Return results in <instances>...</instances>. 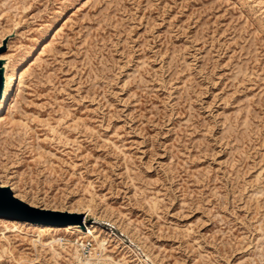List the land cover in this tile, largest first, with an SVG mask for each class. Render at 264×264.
I'll use <instances>...</instances> for the list:
<instances>
[{
    "label": "rangeland",
    "instance_id": "1",
    "mask_svg": "<svg viewBox=\"0 0 264 264\" xmlns=\"http://www.w3.org/2000/svg\"><path fill=\"white\" fill-rule=\"evenodd\" d=\"M3 42L0 185L96 229L0 218V264H264V0H0Z\"/></svg>",
    "mask_w": 264,
    "mask_h": 264
},
{
    "label": "water",
    "instance_id": "2",
    "mask_svg": "<svg viewBox=\"0 0 264 264\" xmlns=\"http://www.w3.org/2000/svg\"><path fill=\"white\" fill-rule=\"evenodd\" d=\"M5 51V42L0 46V54ZM4 61L0 59V83H2V92L5 85L4 77ZM2 93H0L1 98ZM70 216H65L60 213H52L50 211L39 210L32 207L23 201L15 198L8 187L0 186V218L17 220V221H28L31 223L52 225V226H64L69 223L68 219ZM74 224H83V216L76 214ZM91 221L87 220V223ZM73 224V223H72Z\"/></svg>",
    "mask_w": 264,
    "mask_h": 264
},
{
    "label": "bare ground",
    "instance_id": "3",
    "mask_svg": "<svg viewBox=\"0 0 264 264\" xmlns=\"http://www.w3.org/2000/svg\"><path fill=\"white\" fill-rule=\"evenodd\" d=\"M47 32V31H46ZM41 38V36H40ZM44 41V40H43ZM46 41V40H45ZM29 54V53H28ZM34 54V53H33ZM28 56V55H27ZM26 58V57H25ZM22 59V58H21ZM20 59V60H21ZM39 60V59H37ZM41 60V59H40ZM37 62V61H36ZM19 63V62H18ZM39 63V62H37ZM14 70V68H13ZM13 72V71H12ZM6 73H4V77H5ZM14 74L12 73L9 77H8V80H6L5 78V85H4V89H3V92H2V95H1V98H0V109L2 108V106L4 105L5 103V100L11 90V88L13 87V82H14ZM8 81V82H7ZM2 187V185H0ZM15 221V220H14ZM18 222V221H17ZM26 223V221H24ZM28 225V223H26ZM36 226V225H35ZM40 226V225H39ZM41 228H43L44 230H53L55 229L54 226L52 225H41L40 226ZM76 227V226H75ZM74 225H71L70 223H67L64 225V227H62V229L66 230V231H70V230H77L78 232H80V234L82 235L81 236V239L82 238H88V237H93L94 236V233H95V229H96V226L93 225V224H87L86 223V219H84V222L83 224L80 225V228H75ZM98 246H102L101 244L98 245ZM92 259V258H91ZM98 260V259H97ZM81 264V263H80ZM84 264H90L89 262H86Z\"/></svg>",
    "mask_w": 264,
    "mask_h": 264
},
{
    "label": "built area",
    "instance_id": "4",
    "mask_svg": "<svg viewBox=\"0 0 264 264\" xmlns=\"http://www.w3.org/2000/svg\"><path fill=\"white\" fill-rule=\"evenodd\" d=\"M90 245V242H87V245L85 244V248H88V246Z\"/></svg>",
    "mask_w": 264,
    "mask_h": 264
},
{
    "label": "snow or ice",
    "instance_id": "5",
    "mask_svg": "<svg viewBox=\"0 0 264 264\" xmlns=\"http://www.w3.org/2000/svg\"><path fill=\"white\" fill-rule=\"evenodd\" d=\"M2 83H0V93H2Z\"/></svg>",
    "mask_w": 264,
    "mask_h": 264
}]
</instances>
